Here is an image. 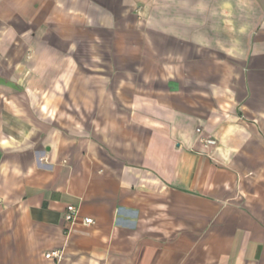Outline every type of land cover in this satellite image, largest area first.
Returning a JSON list of instances; mask_svg holds the SVG:
<instances>
[{
  "label": "crops",
  "instance_id": "0c3cea01",
  "mask_svg": "<svg viewBox=\"0 0 264 264\" xmlns=\"http://www.w3.org/2000/svg\"><path fill=\"white\" fill-rule=\"evenodd\" d=\"M252 1L0 0V264H264Z\"/></svg>",
  "mask_w": 264,
  "mask_h": 264
},
{
  "label": "rangeland",
  "instance_id": "374dc122",
  "mask_svg": "<svg viewBox=\"0 0 264 264\" xmlns=\"http://www.w3.org/2000/svg\"><path fill=\"white\" fill-rule=\"evenodd\" d=\"M179 1L184 2V9L178 11L174 10L173 12L179 15L178 17H182L185 20L184 28L190 29L192 27V29L195 30V0H169V2L175 4H177V2ZM219 1L221 0H217V3ZM231 1H232V8L230 10H227L225 12L216 10V16L214 21H212L211 25H215V32L217 35L224 36L225 31L229 29L227 28V26L225 28V26L223 25L224 23L222 21V18L224 17V15L227 18L231 19L232 23H234V25H231V30L229 31L232 34L238 33L239 30L238 26H240L239 24L248 23L249 28H252L254 26L256 10L254 8H251L253 7V5L250 6V4L253 1L252 0L246 1L247 8H245L243 4L242 5L240 4L241 2H243V0H231ZM221 12L224 14H221Z\"/></svg>",
  "mask_w": 264,
  "mask_h": 264
},
{
  "label": "built area",
  "instance_id": "2783aa9c",
  "mask_svg": "<svg viewBox=\"0 0 264 264\" xmlns=\"http://www.w3.org/2000/svg\"><path fill=\"white\" fill-rule=\"evenodd\" d=\"M196 131L198 133L201 132L200 128H197ZM200 141L205 145H212L215 143V140L209 137L200 136ZM78 208L75 205L69 204L65 208L64 212V219L68 224H73L78 221ZM81 223L84 225H90L94 223V220L91 217H83L80 219ZM44 257L48 259H54L58 261L62 257V250L61 249H54L44 253Z\"/></svg>",
  "mask_w": 264,
  "mask_h": 264
}]
</instances>
